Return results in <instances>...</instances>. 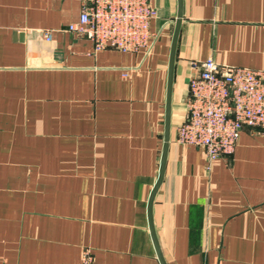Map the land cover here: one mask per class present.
Masks as SVG:
<instances>
[{
	"label": "crops",
	"instance_id": "obj_1",
	"mask_svg": "<svg viewBox=\"0 0 264 264\" xmlns=\"http://www.w3.org/2000/svg\"><path fill=\"white\" fill-rule=\"evenodd\" d=\"M150 3L144 54L68 34L80 0H0V264H264V133L175 142L192 62L264 71V0Z\"/></svg>",
	"mask_w": 264,
	"mask_h": 264
},
{
	"label": "built area",
	"instance_id": "obj_2",
	"mask_svg": "<svg viewBox=\"0 0 264 264\" xmlns=\"http://www.w3.org/2000/svg\"><path fill=\"white\" fill-rule=\"evenodd\" d=\"M156 11L150 0H80L76 21L66 32L86 39L92 51L114 50L147 54L154 42L149 31ZM51 41V31H40ZM187 83L184 120L175 129V142L201 148L211 164L234 152L244 129L264 133V71L217 65L211 58L192 62ZM80 264H93L83 250Z\"/></svg>",
	"mask_w": 264,
	"mask_h": 264
},
{
	"label": "water",
	"instance_id": "obj_3",
	"mask_svg": "<svg viewBox=\"0 0 264 264\" xmlns=\"http://www.w3.org/2000/svg\"><path fill=\"white\" fill-rule=\"evenodd\" d=\"M174 42H175V37H174V40H173V47H174ZM173 47H172V54H173ZM171 64H172V55H171ZM163 161H164V156H163V160H162V163H161V171H160V176H159L158 183H157V185H156V186H158V184H159V182H160V180H161Z\"/></svg>",
	"mask_w": 264,
	"mask_h": 264
}]
</instances>
